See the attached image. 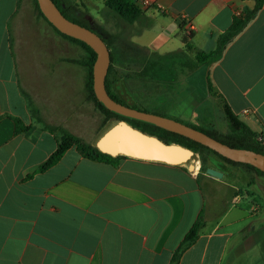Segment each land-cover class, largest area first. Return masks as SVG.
<instances>
[{
    "label": "crops",
    "instance_id": "1",
    "mask_svg": "<svg viewBox=\"0 0 264 264\" xmlns=\"http://www.w3.org/2000/svg\"><path fill=\"white\" fill-rule=\"evenodd\" d=\"M131 1L141 15L133 24H119L127 41L165 55L185 48L182 37L191 26L194 57L216 50L234 16L257 5L256 0ZM22 2L0 0V264H170L199 217L204 223L199 239L179 264H223L235 230L223 219L213 224L206 194L230 190L233 203L246 199L256 216L262 211L264 176L255 171L217 164L212 168L223 173L217 179L132 158L114 166L86 159L75 147L38 171L58 147L49 127L56 135L72 131L51 121L55 90L37 53L23 45L29 3ZM101 23L107 25L104 18ZM139 89L148 110L222 134L230 131L226 104L263 136L264 3L216 63L180 83ZM15 119L26 132L16 133Z\"/></svg>",
    "mask_w": 264,
    "mask_h": 264
},
{
    "label": "trees",
    "instance_id": "2",
    "mask_svg": "<svg viewBox=\"0 0 264 264\" xmlns=\"http://www.w3.org/2000/svg\"><path fill=\"white\" fill-rule=\"evenodd\" d=\"M53 1L67 19L90 29L87 26V24L72 18L67 13V11L63 8L62 5L63 0H53ZM256 1H257V5L253 10H250L243 15L234 16L230 28L219 37L218 47L216 48V50L211 52H197L193 59H191L189 56V52L192 50V45H191V39L193 37L192 33L189 35L187 34L183 35L182 41L183 44L185 45V48L183 50L168 53L165 55H160L156 52L151 51L148 48L135 45L127 41L124 36L120 43L110 44L103 36L97 33L104 40L110 51L111 64L106 78V89L109 95L118 103L128 106L123 100L120 99L119 95L112 89V84L110 81V75L112 73V69L115 68L116 66H123L126 63H132L131 66L134 67L127 71L126 78L135 80L140 85L147 88L155 85H173L177 82L179 78L178 75H180V73L181 74L184 73L185 75L184 77H187L188 75L194 73L201 66H205V65L209 66L216 63L223 55V52L227 47V45L230 42H232L256 17L257 13L259 12L261 6L264 3V0H256ZM32 2L36 11L38 12V15L59 36L71 42L72 44L79 47L83 51L82 57L80 59L75 60L74 63L82 66L85 71V91L87 93L88 101L91 102L97 108V110L100 111L104 116V120L102 122L100 129H102L111 118L123 119L129 122L135 128H139L143 132H147L151 135L157 136L158 138H160L161 140L167 143H177L187 148H190L195 153H198L200 155L201 169L199 175L206 173L207 169L211 168L209 167L208 159L210 155L213 154L231 165L241 166L244 167L245 169L255 171L259 175L264 176V172L253 167L252 165L231 161L217 154L208 147L200 143H197L195 141H192L184 136L172 133L170 131L159 128L149 123L121 117L106 109L98 101L94 92V66L97 61V54L95 53V51L91 49V47H89L86 43L68 37L67 35H64L61 32H59L41 12L38 4V0H32ZM105 6L109 11H111L117 17L125 21L127 24H133L134 22L137 21V19L141 15L140 9L131 0H107ZM181 68L183 72L180 71ZM184 71H186L187 73ZM164 74L171 75V78L165 79L163 77ZM208 85L210 92H212V84L210 79H208ZM130 107L140 111H145V112L164 116L161 113L150 111L147 108H141L139 106L138 107L130 106ZM224 109L227 120L229 122V128L231 132L230 134H221L215 130H207L196 126H191V125L190 126L206 133L212 138L232 148L246 149L264 154V143L259 141L258 135L254 133L253 130L246 123L242 122L233 113V111L228 105L225 104ZM15 122H16L17 134L26 132L27 127H25L24 124L19 119H15ZM146 126H150L151 129L150 130L146 129ZM49 129L53 134H55L58 147L56 152L44 164H42L38 168L39 172H44L49 168L53 167L55 164H57L63 158L65 153L72 147H75L82 157L94 162L106 163L117 166L120 160L127 159V157L125 156L113 157L111 155L104 154L100 152L97 148L92 146L91 141L88 142L84 138L76 135L75 133L64 130L59 135H56L55 132L57 131V129L55 127H49ZM181 169L187 171V169L185 168H181ZM203 225H204L203 219L202 217H199L195 222V224L190 229V231L187 233L183 241L181 242L178 249L173 254L170 264H179L184 253L187 250H189L199 239ZM263 250H264V242H263Z\"/></svg>",
    "mask_w": 264,
    "mask_h": 264
},
{
    "label": "rangeland",
    "instance_id": "3",
    "mask_svg": "<svg viewBox=\"0 0 264 264\" xmlns=\"http://www.w3.org/2000/svg\"><path fill=\"white\" fill-rule=\"evenodd\" d=\"M22 3L24 5L25 0ZM28 3L29 22L28 28L23 32V45L28 52L34 50L37 53L38 66L43 73H47H44V77L56 91L53 92L51 121L90 142L100 131L104 116L88 101L84 88L85 71L82 66L73 62L82 57L83 51L52 29L38 15L32 0H28ZM62 5L72 18L87 24L91 30L103 36L108 43L113 44L122 41L123 35L119 24L127 23L115 14L112 15L103 0H63ZM103 18L107 25L101 23ZM27 30H29V34ZM32 36H34V43L31 41ZM190 56L191 59L194 58V54L191 52ZM19 62L22 69L23 62L22 60ZM131 65L132 63H126L112 69L110 75L112 89L129 107L145 108L140 102L142 96V93L139 95L140 84L135 80L126 78L127 71L134 68ZM180 71L183 72L182 68ZM204 71L207 77V68ZM184 76V73H180L177 82L183 81ZM163 77L169 79L171 75L164 74ZM43 100L47 102L45 95ZM146 129L150 130L151 128L146 126ZM230 133V131L227 132V134ZM208 164L212 168L217 164L229 163L211 154ZM200 169L201 167L198 170L200 171ZM206 195V214L208 216L214 214L213 221L215 222L213 224L223 219L224 226L232 224L231 229L235 230V237L229 244L223 264H231L234 257L238 259L236 264H264V251L262 250V242H264V200L260 203L262 204V211L255 216L250 211L251 203L246 199H240L233 203V194L230 190L221 192L219 189L214 192H207ZM240 197L242 198V196ZM237 219L241 221L236 222Z\"/></svg>",
    "mask_w": 264,
    "mask_h": 264
},
{
    "label": "water",
    "instance_id": "4",
    "mask_svg": "<svg viewBox=\"0 0 264 264\" xmlns=\"http://www.w3.org/2000/svg\"><path fill=\"white\" fill-rule=\"evenodd\" d=\"M41 12L62 34L86 43L97 54L94 66V92L98 101L109 111L127 119L149 123L200 143L231 161L252 165L264 172V154L232 148L206 133L175 119L140 111L115 101L106 89L111 64L110 51L94 31L67 19L53 0H38ZM92 146L113 157L125 156L135 160L181 167L194 173L201 167L200 155L177 143H167L157 136L135 128L123 119L111 118L92 140ZM208 175L217 179L223 173L208 168Z\"/></svg>",
    "mask_w": 264,
    "mask_h": 264
},
{
    "label": "built area",
    "instance_id": "5",
    "mask_svg": "<svg viewBox=\"0 0 264 264\" xmlns=\"http://www.w3.org/2000/svg\"><path fill=\"white\" fill-rule=\"evenodd\" d=\"M182 20H183V21H185V20H186V17H185V16H183V17H182ZM192 31H193V29H192V27L190 26V27H189V30H188V31H186V32H187V34H191V33H192ZM259 141H261V142H263V143H264V135H263V136H261V137L259 138Z\"/></svg>",
    "mask_w": 264,
    "mask_h": 264
}]
</instances>
